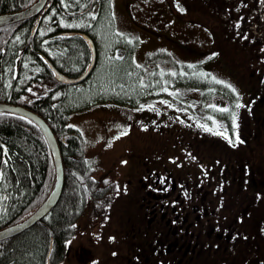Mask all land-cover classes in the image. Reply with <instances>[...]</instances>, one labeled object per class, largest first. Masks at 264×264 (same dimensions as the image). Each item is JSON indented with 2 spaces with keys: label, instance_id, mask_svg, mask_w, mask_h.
<instances>
[{
  "label": "trees",
  "instance_id": "trees-1",
  "mask_svg": "<svg viewBox=\"0 0 264 264\" xmlns=\"http://www.w3.org/2000/svg\"><path fill=\"white\" fill-rule=\"evenodd\" d=\"M33 1L0 0V13L22 9ZM105 1L48 0L33 33L38 16L0 27V102L25 105L46 120L57 139L64 169L63 186L55 205L29 228L0 240V264H59L70 250L68 241L79 231L76 222L107 214L116 195L114 180L95 176L91 160L84 155L82 132L68 123L69 112L83 105V99L92 100L97 95L109 102L133 105L145 88L152 87L150 78L143 79L142 87L140 78L144 73L133 70L132 60L123 58L107 63L112 70L110 84L86 91L81 83L82 89L76 90L74 84L58 82L40 56L48 58L65 75L78 76L90 57L78 32L86 33L94 42L96 59L85 81H97L102 72L98 70L101 59L96 30ZM168 3L176 17L208 31L214 51L230 72L235 71L241 84L243 73L251 69L252 75L257 68L263 69L250 83L242 84L245 109L242 121L236 122L238 127L228 136L233 143L213 130L210 138L195 137L189 144L206 162V173L215 175L216 185L207 184L209 179L200 168L195 173L192 170L190 181L198 179L201 186L186 195L183 190L186 200L198 202L197 211L179 229L184 237L173 233L156 237L155 241L161 243L159 240L165 239L171 244L172 250H165L174 264H264V250L259 244L264 243V222L259 220L256 208L243 206L242 202V192L246 200L251 196V202L259 201V196L264 199V175L261 169L260 173L254 170L251 159V153L264 145V135L260 137L264 132V0ZM89 13L96 19H91ZM67 24L81 26H64ZM68 31L75 33L63 34ZM109 46L107 43L106 48ZM217 64L220 66L218 61ZM196 67L202 70L201 65ZM97 70L100 75L95 74ZM192 72L197 73L194 69ZM192 81L193 77L190 82L195 83ZM20 117L0 112V228L28 216L46 197L54 181L53 160L44 136L36 124ZM234 133H238L241 142L235 141ZM138 225L139 220L134 221L133 228L138 229ZM193 229L198 235L195 238L190 235ZM172 230L177 233V228ZM136 239L143 243L142 237ZM195 243L198 247L193 250Z\"/></svg>",
  "mask_w": 264,
  "mask_h": 264
},
{
  "label": "rangeland",
  "instance_id": "rangeland-1",
  "mask_svg": "<svg viewBox=\"0 0 264 264\" xmlns=\"http://www.w3.org/2000/svg\"><path fill=\"white\" fill-rule=\"evenodd\" d=\"M102 10L104 13L98 25L99 30H96L101 59L98 70L102 74L97 81L94 78L89 83L84 80L75 84L74 89H82L81 83L86 91L94 89V86L110 84L112 70L107 63L129 58L132 60L130 63L138 64H133V70L142 72L146 68L141 81L147 80L148 76L152 87L157 86L159 91L169 87L173 89L172 94L188 103L178 102L177 105H170L171 110L156 114L171 127L170 131L163 132H155L134 123V119L143 113H151L149 106L152 105H144L150 99L126 105L102 100L97 95L92 100L83 99V105L70 110L68 123L82 132L85 139L84 155L91 160L95 176L114 180L118 190L107 214L91 219L81 218L76 222L79 231L68 241L70 250L59 264H125L126 257L123 254L127 251L129 240L136 239L140 234L138 229L133 228V223L139 220V206L145 189L154 183L158 175H187L193 169L195 173L197 169L205 168L206 162L200 160L195 150L188 148L194 139L188 132L206 125L215 129L216 133L227 129L232 135V114H236L237 123L241 122L242 110L245 109V105L235 107L236 94L242 104V84L250 83L257 72L261 73L263 69L257 68L256 74L252 75L251 69L243 73L241 84L235 71L230 72L219 53L214 51L207 30L194 22L176 17L169 8L168 0H106ZM129 39L132 43H128ZM107 43L110 44L109 48H106ZM117 48L119 50L116 53ZM117 56L120 58L116 59ZM194 64L201 65L202 70ZM189 65L194 67L190 68ZM192 69L197 72L191 76L192 82H195L193 84L188 76ZM98 70L95 74L100 75ZM127 80L126 86L130 84V80ZM148 89L143 90L144 97L152 93ZM231 89H235V93ZM165 94L163 97L167 98ZM141 105L145 107L141 109ZM157 105L168 104L161 100ZM220 108L229 111L221 112L218 110ZM124 132L126 134H122ZM182 134L185 138H181ZM263 135L264 132H261L260 137ZM251 154L254 170L260 173L261 169L264 175V145L257 147ZM200 157L205 158L202 153ZM194 160H198L197 169L195 165L192 166ZM229 192L227 190L226 194ZM244 194L242 192L243 206L246 204L248 208H256L259 220L264 222L263 197L259 196V201L251 202V196L246 200ZM145 239L148 238L141 241ZM155 239L152 237V240ZM259 244L264 250V243Z\"/></svg>",
  "mask_w": 264,
  "mask_h": 264
},
{
  "label": "flooded vegetation",
  "instance_id": "flooded-vegetation-1",
  "mask_svg": "<svg viewBox=\"0 0 264 264\" xmlns=\"http://www.w3.org/2000/svg\"><path fill=\"white\" fill-rule=\"evenodd\" d=\"M117 48L115 51H117ZM131 55V54H130ZM158 91V90H157ZM167 98L163 97V94ZM173 89H167L165 92L158 91L156 94H151L145 99H150V102L145 103L144 105H152L151 113H143L140 117L134 119V123L136 125L142 124L155 132L159 131H170L171 127L166 124L162 119L156 116V114L160 113V111L171 110L170 105H177L178 102H184L182 98L178 97L176 94H172ZM176 93V91H175ZM142 100V101H143ZM161 100H164L166 104H168V108L166 105H157V103ZM140 101V102H142ZM188 103V102H184ZM223 103V102H222ZM197 127V126H196ZM212 131H206L204 127H197L193 132H188L192 137H204L210 138L213 134ZM181 138H185L182 134ZM192 143V142H191ZM188 148H190L188 146ZM191 149V148H190ZM196 161L194 164H197ZM210 167V166H209ZM208 167V168H209ZM197 169V167H196ZM210 169V168H209ZM198 170V169H197ZM202 170V169H201ZM204 175H206L207 184L210 186L216 185L215 175L213 173H206L203 169ZM191 171L188 172L187 175L180 176H161L153 181L151 186L145 189L144 196L141 199L140 204V213H139V239L140 237L148 238L143 241L141 244L137 239L128 243V250L123 254L125 258V264H172L171 257L168 256V252L165 249L171 251V244L168 245L165 239H160L161 243L158 241L152 240V237H166L175 233L176 236L184 237V233H180L179 229L182 227L183 223H185L192 212L197 211L198 202L186 200V197L183 195V190L186 191L185 195L188 191H194L197 189L199 183L197 181H190L189 175H191ZM198 176V175H196ZM226 186L229 185V181L225 180ZM197 196V193L194 194ZM194 219H197V215L194 214ZM197 222V221H196ZM196 222H194V229L196 228ZM177 228V233L172 230V228ZM194 229L190 233L192 238L198 236ZM216 230V226H215ZM136 234V233H135ZM188 234H186L187 236ZM146 241V242H145ZM141 245V246H140ZM142 245H145L142 247ZM195 250L198 247V244H194ZM176 245L173 246L175 248ZM177 259V258H176ZM174 264V263H173Z\"/></svg>",
  "mask_w": 264,
  "mask_h": 264
},
{
  "label": "water",
  "instance_id": "water-1",
  "mask_svg": "<svg viewBox=\"0 0 264 264\" xmlns=\"http://www.w3.org/2000/svg\"><path fill=\"white\" fill-rule=\"evenodd\" d=\"M47 1L48 0H34L31 4H29L28 6L22 9L11 12L0 13V27L8 24H13L38 15L36 23L32 29V33H33L34 29L38 24V19L40 17L39 14L45 9ZM73 33L75 32L74 31L63 32V34H73ZM78 33L82 36L83 40L85 41L90 54L89 61L86 67L78 76L65 75L64 73L60 72L51 63V61L48 58H46L44 55L41 54L42 60L47 64L49 69L53 72L54 78L60 83H64V84L79 83L88 76V74L90 73V71L94 66L95 58H96V49L94 42L91 39V37L86 33L83 32H78ZM0 112L17 114L29 119L34 124H36V126L39 128V130L41 131L42 135L44 136L47 142L54 166V181L52 187L48 192V194L46 195V197L41 201V203L25 218L10 225H7L3 228H0V233H6V238H8L32 226L55 205L62 190L63 181H64V169H63V163H62L57 139L52 129L50 128L49 124L42 116H40L35 111L29 109L25 105L12 104L7 102H0Z\"/></svg>",
  "mask_w": 264,
  "mask_h": 264
},
{
  "label": "snow or ice",
  "instance_id": "snow-or-ice-1",
  "mask_svg": "<svg viewBox=\"0 0 264 264\" xmlns=\"http://www.w3.org/2000/svg\"><path fill=\"white\" fill-rule=\"evenodd\" d=\"M61 2L63 3V0H61ZM89 16H90V18L93 19V20L96 19V16H95L94 14L89 13ZM64 26H66V27H74V26H75V27H80L81 25H80V24H77V25L67 24V25H64ZM86 26L90 27L91 25H86ZM49 31H51V29H49ZM17 39H19V37H17ZM128 43H132V40L129 39V40H128ZM119 58H120L119 56L116 57V59H119ZM189 67L192 68V67H194V66L189 65ZM173 75H175V73H173ZM181 75H184V73H181ZM201 75H202V73H201ZM216 83H222V82H221V81H216ZM141 86H142V87L144 86V85H143V81H141ZM225 86L231 88L230 85H225ZM29 91H31V89H29ZM231 91H232L233 93H235V89H231ZM236 95H237V103L235 104V107H236V108H241V107H243L244 105H242L241 103H239V96H238V94H236ZM144 107H145L144 105H141V109H143ZM149 107H151V106H149ZM210 107L215 108L216 106H214V105H210ZM218 110L221 111V112H228V111H229V109H227V108H220V109H218ZM20 119H25V118H24L23 116H21ZM207 119H210V120H211V119H213V118H212V117H208ZM236 119H237L236 114L233 113V114H232V126H233V128H237V127H238V125H237V123H236ZM29 122L31 123V121H29ZM215 123H216L215 120H213V124H215ZM200 126H201V127H204L206 131H212V129H209L206 125H200ZM69 127H71V125H69ZM122 134H126V132H124V133H122ZM216 134L224 135L225 138L229 140V143H230V144L233 143L232 138H230V137L227 136V129H225L224 132H218V133H216ZM234 136H235V141H236L237 143L241 142L240 139H239V135H238V133H234ZM115 139H119V137H116ZM109 146H111V144H109ZM117 190H118V188H117ZM3 238H6V233H0V240H2ZM69 243H70V242H69Z\"/></svg>",
  "mask_w": 264,
  "mask_h": 264
},
{
  "label": "bare ground",
  "instance_id": "bare-ground-1",
  "mask_svg": "<svg viewBox=\"0 0 264 264\" xmlns=\"http://www.w3.org/2000/svg\"><path fill=\"white\" fill-rule=\"evenodd\" d=\"M37 27V26H36ZM35 30V29H34ZM41 56V55H40ZM85 80V79H84Z\"/></svg>",
  "mask_w": 264,
  "mask_h": 264
}]
</instances>
